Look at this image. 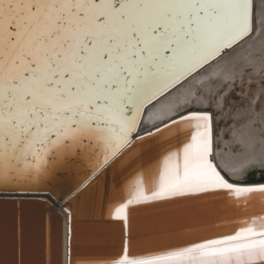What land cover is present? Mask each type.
<instances>
[{"label":"snow or ice","instance_id":"6c2138e0","mask_svg":"<svg viewBox=\"0 0 264 264\" xmlns=\"http://www.w3.org/2000/svg\"><path fill=\"white\" fill-rule=\"evenodd\" d=\"M258 31L256 0H0V197L68 184L93 225L10 264H264V182L221 171L213 113L152 111Z\"/></svg>","mask_w":264,"mask_h":264},{"label":"water","instance_id":"95a60500","mask_svg":"<svg viewBox=\"0 0 264 264\" xmlns=\"http://www.w3.org/2000/svg\"><path fill=\"white\" fill-rule=\"evenodd\" d=\"M231 180L243 183L240 180ZM69 187L68 184L57 187L36 185L25 192L0 197V264H10L13 253L18 255L21 245L26 261L37 259L42 240L46 244L47 221L52 259H55L56 250L62 245L61 213L65 215V231L76 224L83 226L87 223L93 226L88 218L90 210L73 202ZM106 235L111 250H118L119 223L112 221L111 229Z\"/></svg>","mask_w":264,"mask_h":264},{"label":"rangeland","instance_id":"374dc122","mask_svg":"<svg viewBox=\"0 0 264 264\" xmlns=\"http://www.w3.org/2000/svg\"><path fill=\"white\" fill-rule=\"evenodd\" d=\"M252 71L255 72L252 68L245 67L231 79L210 76L204 84L194 83L187 87L199 98L205 96L207 104L200 109L192 106L178 114L194 110L213 113L215 117V147L218 155L223 150V143L229 147L224 148L225 152L230 151L232 155L242 152V146L234 140V131L240 133L242 127L252 119H257L258 115L264 112V66L256 74ZM253 127L258 134L255 148L263 151L264 154V122L256 121L253 123ZM241 136L247 141L248 135L242 133ZM218 159L219 156L217 157L219 162ZM239 180L243 183L264 182V166H247L242 171Z\"/></svg>","mask_w":264,"mask_h":264},{"label":"bare ground","instance_id":"6f19581e","mask_svg":"<svg viewBox=\"0 0 264 264\" xmlns=\"http://www.w3.org/2000/svg\"><path fill=\"white\" fill-rule=\"evenodd\" d=\"M257 5L264 4V0H256ZM264 66V35L259 31L256 36L250 41L241 44L238 46L235 51L230 52L228 56H225L218 61L213 62L211 66H206L205 69L200 71V74L195 76V78L190 79L183 87L178 86L180 89L177 91L173 89L171 94H168L166 97L160 98L159 101H156V108L152 111H158L161 115L167 116L171 113L172 118H177L178 113L195 106V108L205 107L207 104V99H204L205 96L198 97L194 92H190L187 87L191 86L194 83L204 84L208 81L211 76H218L222 79H228L236 75L243 68H252L255 72L258 73L259 70ZM263 71V70H262ZM263 73V72H262ZM238 79V78H237ZM177 91V92H176ZM187 91V92H186ZM193 103V104H192ZM151 108V106H149ZM198 111V110H194ZM202 111V110H199ZM185 113V112H184ZM182 113V114H184ZM264 113V112H263ZM258 115L257 119H252L247 125L242 127L240 133L234 131V140L236 143H239L242 146V152L232 155L230 151L225 152L224 148H229L226 143H223V150L219 153L216 151L215 139H214V155L215 161L220 167L221 171L225 173L228 177L231 176V179L239 180L241 177L242 171L249 165L264 166V154L263 151L258 150L256 146L257 132L254 131L253 123L260 121L263 123L264 115ZM248 135L247 141L241 136V134ZM219 156V162L217 157ZM57 212L61 213L59 209H56ZM62 214L63 219V228H62V244L65 236V215ZM48 219V216H47ZM49 241V223L47 221L46 225V244Z\"/></svg>","mask_w":264,"mask_h":264},{"label":"trees","instance_id":"16d2710c","mask_svg":"<svg viewBox=\"0 0 264 264\" xmlns=\"http://www.w3.org/2000/svg\"><path fill=\"white\" fill-rule=\"evenodd\" d=\"M256 183H258V182H256Z\"/></svg>","mask_w":264,"mask_h":264}]
</instances>
